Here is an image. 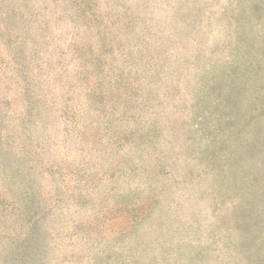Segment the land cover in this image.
<instances>
[{"label":"rangeland","instance_id":"rangeland-1","mask_svg":"<svg viewBox=\"0 0 264 264\" xmlns=\"http://www.w3.org/2000/svg\"><path fill=\"white\" fill-rule=\"evenodd\" d=\"M0 264H264V0H0Z\"/></svg>","mask_w":264,"mask_h":264}]
</instances>
